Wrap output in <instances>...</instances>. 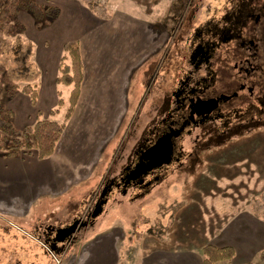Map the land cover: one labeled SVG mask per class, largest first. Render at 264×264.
<instances>
[{
  "label": "rangeland",
  "instance_id": "obj_1",
  "mask_svg": "<svg viewBox=\"0 0 264 264\" xmlns=\"http://www.w3.org/2000/svg\"><path fill=\"white\" fill-rule=\"evenodd\" d=\"M34 1L42 13L45 7H51L58 10V15L47 19L43 14L38 21L31 14L20 12L10 23L13 34L6 35V29L0 32V108L3 112L11 108L15 111L14 127L19 124L18 106L16 98L8 99L5 91L10 85L22 88L40 79L43 71L36 60L37 51L44 50L46 59L40 62L48 73V55L62 39L70 37L62 32L61 23L57 24L60 15L64 18L72 12L90 11L105 20L114 15L131 21L132 28L139 27L143 32L147 28L149 33H143L147 42L144 43V35L142 44L141 31H136L132 47L127 48L126 58L133 61V77L125 101L122 99L127 112L121 114L119 128L117 121L115 135L107 132L109 111L101 113V117L96 114L110 140L101 144L103 151L91 177L78 174L70 186L65 184V189H69L66 193L49 200L48 208L29 211L26 216H0V264H68L90 244L91 237L106 230L114 234L126 264L137 260L139 263L137 256L141 253L147 255L162 248L189 250L201 264L202 247L221 246L218 245L221 230L246 216L254 218L253 229L246 225L244 233L235 229L234 233H225L226 242L233 245L236 254L219 264H264V110L256 127L234 131L220 143L201 145L208 133L204 128L192 129L178 142L180 160L164 169L150 188H128L125 193L113 190L107 195L102 212L88 225L80 226L71 240L53 238L57 231L73 222L89 219L107 180L120 174L135 149L143 146V137L150 136L153 127L165 117L170 107L164 112L161 107L165 101L172 104V92L190 69L188 58L193 39L211 25H222L226 7L232 4L230 0ZM223 50L215 53L214 70H221ZM260 57L264 59L263 48ZM217 80L216 89L222 91L231 89L235 83L234 77L218 76ZM60 91L62 96L59 94L58 98L64 104L56 115L59 123L63 122L68 107L70 87ZM92 92L96 93L97 87ZM93 97H89L90 108L93 107L90 101H96V95ZM108 101L105 97L101 104L107 105ZM232 104L227 109L233 107L236 116L228 121L230 126L254 116L252 113L253 116L241 120L246 103ZM81 126L82 120L76 127ZM79 136L80 132L76 134Z\"/></svg>",
  "mask_w": 264,
  "mask_h": 264
},
{
  "label": "crops",
  "instance_id": "obj_2",
  "mask_svg": "<svg viewBox=\"0 0 264 264\" xmlns=\"http://www.w3.org/2000/svg\"><path fill=\"white\" fill-rule=\"evenodd\" d=\"M58 20L60 21L57 24L61 23L63 26L62 32H67L70 37L62 39L52 50L54 52L48 55L50 57L48 58V73L47 68L45 71V66L40 62V59H46L45 52L44 50L42 53L37 51L38 59L36 60L39 61V69L43 73L38 81L32 82L38 91L36 105L33 107L28 96L20 92L13 97L16 98L17 109L21 108L16 109L19 111V124L15 128L22 130L33 125L37 112L46 114L48 110L56 106L58 93L62 96L60 89L65 87L57 85L56 78L59 59L66 41H77L79 44L83 66V81L79 99L50 157L40 160L35 153L14 158L0 156V216H26L29 211L48 208L49 200L54 195L66 193L69 189H65V184L68 185L78 174L87 179L90 178L103 151L101 144L110 140L107 138V132L110 131L112 135H115L117 121L123 112H127L122 99L125 101V95L130 90L133 77V61H128L126 58L127 48L132 47L131 43L136 36V31H141L140 40L143 44V36L149 33L148 29L144 28L143 32L139 27L132 28L131 21L123 17H114V15H111L110 19H99L90 11L80 14L72 12L65 14L64 18L60 15ZM134 29L135 32H133ZM145 36L144 43L147 42V35ZM49 50L46 51L49 53ZM94 87H97L96 93L92 92ZM95 95L96 101H90L93 104L90 108L89 97L94 98ZM105 97L109 98L107 105L101 104ZM110 100L113 102V107L109 106ZM123 105L124 111L122 110ZM8 110L13 115L15 114L12 108ZM108 111L110 113L109 126L107 132L104 133L103 125L102 123L99 125L96 114L101 117V113ZM50 119L58 122L56 116ZM81 120L83 126L76 127L81 125ZM77 131L80 132L78 138L76 137L79 133ZM84 170L88 171V175ZM253 220V217L246 216L228 224L221 230L218 239L220 241L218 245L221 246L217 247L229 246L235 251L233 245L226 242L228 235L225 233H234V229L244 233L246 225L252 230ZM114 237L110 230L95 234L91 237L90 244L84 246L78 257H74L71 262L67 263L126 264L127 262L122 259L121 247H117ZM137 257L140 258L139 263L137 260L133 264H200L189 250L170 251L162 248L147 255L141 253Z\"/></svg>",
  "mask_w": 264,
  "mask_h": 264
},
{
  "label": "flooded vegetation",
  "instance_id": "obj_3",
  "mask_svg": "<svg viewBox=\"0 0 264 264\" xmlns=\"http://www.w3.org/2000/svg\"><path fill=\"white\" fill-rule=\"evenodd\" d=\"M230 3L232 4L226 7L221 26L211 25L205 31H200L198 38L193 39L188 58L190 69L180 77L172 92V104H169L170 101H165L161 107L162 112L166 108L169 110L168 106L170 110L159 124L153 127V131L149 134L151 137H143V146L135 149L130 162L120 174L107 180L101 192L105 196L102 198L100 196L96 203L103 200L106 203L107 195L113 190L125 193L128 188L139 190L150 188L152 182L158 180L159 174L164 169L180 160L182 154L178 142L192 129L204 128L208 136L200 144L210 145L212 142L226 141L234 131L237 133L241 129H250L258 125L264 110V67H262L264 59L260 57V50L264 49L262 42L264 2L230 0ZM222 48H224V58L219 61L221 70L217 71L213 69V63L217 60L215 53L220 52ZM218 76L234 77L233 87L226 91L217 90L216 84L218 80L220 81V78L217 80ZM238 101L246 103L239 117L241 120L248 115L254 116L230 126L228 121L236 116V111L233 107L227 108ZM218 122H220L219 127H217ZM167 135H170L172 144L170 163L141 175L135 181L127 182L131 170L139 163L141 153L156 140ZM92 221L91 218L83 222L75 221L77 224L71 234L57 231L53 238L71 240L80 226H86ZM75 222L66 229H70Z\"/></svg>",
  "mask_w": 264,
  "mask_h": 264
},
{
  "label": "trees",
  "instance_id": "obj_4",
  "mask_svg": "<svg viewBox=\"0 0 264 264\" xmlns=\"http://www.w3.org/2000/svg\"><path fill=\"white\" fill-rule=\"evenodd\" d=\"M20 12L29 13L38 21L43 14L47 19L58 15V10L51 7H45L44 13H42L34 0H0V32L6 29V35H12L11 20ZM82 81L83 66L79 44L77 41H67L62 48L56 78L57 85L70 87L68 107L63 122L59 123L50 119L55 117L63 106L64 103L61 98H58L56 108L48 110L46 114L37 112L34 124L22 130L13 126L12 112L10 110L3 112L0 108V156L2 158H14L19 155L35 153L40 160L50 157L64 132L65 123L74 111ZM18 92L28 96L30 104L35 107L38 93L36 85L26 84L22 88L17 85H10L7 87L5 95L11 99ZM202 256L203 264H217L233 259L235 251L229 246L217 247L208 244L202 247Z\"/></svg>",
  "mask_w": 264,
  "mask_h": 264
},
{
  "label": "water",
  "instance_id": "obj_5",
  "mask_svg": "<svg viewBox=\"0 0 264 264\" xmlns=\"http://www.w3.org/2000/svg\"><path fill=\"white\" fill-rule=\"evenodd\" d=\"M172 144L170 135L164 136L155 141L153 145L144 150L139 158V163L131 170V176L128 177L127 182L135 181L141 175H145L147 172L158 169L164 165H168L171 161ZM141 182V181H140ZM101 198L104 197V193H101ZM105 201H98L94 206L89 218L94 220L101 212ZM77 222L70 229H64L68 234L73 232V228ZM67 235V234H66Z\"/></svg>",
  "mask_w": 264,
  "mask_h": 264
}]
</instances>
